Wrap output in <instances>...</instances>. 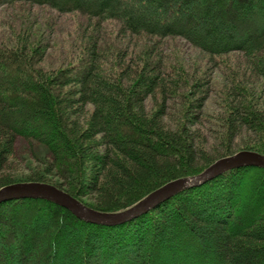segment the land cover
I'll return each instance as SVG.
<instances>
[{
    "label": "trees",
    "instance_id": "16d2710c",
    "mask_svg": "<svg viewBox=\"0 0 264 264\" xmlns=\"http://www.w3.org/2000/svg\"><path fill=\"white\" fill-rule=\"evenodd\" d=\"M0 6L75 14L89 27L84 54L49 69L39 65L43 44L31 42V26L20 38L0 39V187L47 182L93 208L116 211L240 150L228 134L237 127L256 135L243 149L264 154V111L236 75L225 98L229 113L220 117L224 144L206 153L198 133L208 81L178 65L171 70L161 47L180 37L214 58L242 52L264 79V0H0ZM112 21L117 36L135 38L143 50L104 55L101 31ZM17 137L49 153L51 160H38L39 173L4 174ZM22 216L23 224L43 223L17 241L8 224ZM42 231L53 236L33 264H264V168L228 169L116 225L80 220L45 199L2 201L0 264H30ZM11 239L15 246H6Z\"/></svg>",
    "mask_w": 264,
    "mask_h": 264
},
{
    "label": "rangeland",
    "instance_id": "374dc122",
    "mask_svg": "<svg viewBox=\"0 0 264 264\" xmlns=\"http://www.w3.org/2000/svg\"><path fill=\"white\" fill-rule=\"evenodd\" d=\"M175 4V3H174ZM175 6V5H172ZM22 13L16 9L0 6V39L9 36L20 38L31 26L30 40H34L37 43H42L41 52L43 58L39 64L45 69L59 67L64 62L75 61L76 57L84 52V48L87 43V37H84V31H89L86 19L79 15L73 14H56L53 11L34 7L29 12ZM87 26V27H86ZM88 28V29H87ZM87 29V30H86ZM117 24L115 22H106L101 31L103 40L101 42V51L104 55L113 52H119L127 48V51H131L135 54L139 53L143 49L139 46H135V38H120L116 34ZM25 30V31H24ZM166 53L167 65L171 70L178 65L183 67L187 71L194 73L196 77L207 80L209 84L208 95L205 99L203 106L204 121L201 123L202 126L198 135L200 139L206 141L204 146L206 147V153H212L215 149H219L220 145L224 144L220 141V132L226 130L224 122L220 119L221 116L228 114V105H226V93L229 88L231 89L233 84V76L236 75V81L241 82L240 86L246 92L252 90L255 94V100L257 101L260 110L264 111V79L250 70V65L242 52H229L225 56H218V58L211 57L207 52L194 47L189 42L180 37H170L164 41L161 46ZM84 54V53H83ZM217 57V56H215ZM205 89V88H204ZM228 101V100H227ZM154 101L148 100L146 102L147 108L154 110ZM167 120L172 123L175 119L167 117ZM201 124H198L199 126ZM193 127L190 126L189 129ZM198 126H195V129ZM228 134L232 135L231 144L234 149H243L244 142L253 139L256 135L252 134V131L237 127L235 131H228ZM246 148V147H244ZM250 150V149H249ZM254 151V150H253ZM260 153V152H259ZM49 161L51 157L46 149L42 145L37 143H29L17 137L14 143V154L10 156L4 163V174L11 175H30L39 173L42 167L38 161ZM31 206H29L30 208ZM33 205L32 208H35ZM39 211V210H38ZM21 219V220H20ZM20 219H14V225L8 224L12 229L15 230V238L17 241L22 240V236L25 234H34L31 232L34 227H41L43 221L40 220L38 223L23 224L25 216ZM23 224V225H21ZM75 232L77 230H74ZM25 232L21 236V234ZM36 232V231H35ZM4 233L9 237L8 231ZM42 233V235H41ZM44 231L37 233L41 235V239L38 240V247L29 250L30 264H33L35 257L39 253L41 246L47 247L46 243L50 239L49 236L53 234L48 232L49 236L43 234ZM72 236V235H71ZM71 237H67V239ZM6 246H15L12 239ZM25 241H28L25 238ZM4 244V243H3ZM1 245V244H0ZM5 245V244H4ZM2 247V245H1ZM93 251L98 252L100 248L94 243ZM77 254V253H76ZM70 257L66 260L70 261ZM94 262V259H92ZM91 261V258H90ZM37 262V260L35 261ZM44 260L42 259V264ZM67 262V263H68ZM74 262V261H73ZM73 262H69L73 264ZM76 262V261H75ZM90 262V263H93ZM76 264V263H75Z\"/></svg>",
    "mask_w": 264,
    "mask_h": 264
},
{
    "label": "water",
    "instance_id": "95a60500",
    "mask_svg": "<svg viewBox=\"0 0 264 264\" xmlns=\"http://www.w3.org/2000/svg\"><path fill=\"white\" fill-rule=\"evenodd\" d=\"M240 166L264 168V154L249 149H241L220 156L199 173L170 180L133 204L116 211L98 210L53 184L40 181H19L1 186L0 202L21 197L40 198L67 209L80 220L95 224L116 225L146 212L160 201L182 189L198 185L228 169Z\"/></svg>",
    "mask_w": 264,
    "mask_h": 264
}]
</instances>
